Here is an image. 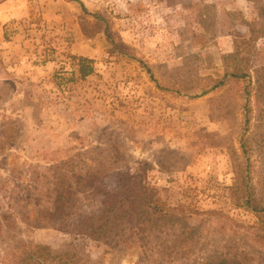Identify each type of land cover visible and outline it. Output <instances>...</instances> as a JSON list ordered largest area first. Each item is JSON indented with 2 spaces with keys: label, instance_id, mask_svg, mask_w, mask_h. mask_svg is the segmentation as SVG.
<instances>
[{
  "label": "rangeland",
  "instance_id": "1",
  "mask_svg": "<svg viewBox=\"0 0 264 264\" xmlns=\"http://www.w3.org/2000/svg\"><path fill=\"white\" fill-rule=\"evenodd\" d=\"M254 33L249 77L196 96ZM259 83L264 0H0V264L25 243L80 264H264V223L235 197L248 167L264 209ZM139 168L171 214L111 242L71 231Z\"/></svg>",
  "mask_w": 264,
  "mask_h": 264
},
{
  "label": "trees",
  "instance_id": "2",
  "mask_svg": "<svg viewBox=\"0 0 264 264\" xmlns=\"http://www.w3.org/2000/svg\"><path fill=\"white\" fill-rule=\"evenodd\" d=\"M255 33L249 38L238 41L236 53L232 63L235 65L238 59V53L241 46L250 52L249 40L254 37ZM241 43V44H240ZM241 45V46H240ZM77 58V57H75ZM79 72L81 78H86L94 72L93 60L87 57H78ZM245 60L246 64L242 63ZM242 66L235 65L233 71H227L222 79L213 80L214 82L208 89H203L196 96L206 94L209 90H214L224 83L227 79L234 78L236 81L246 80L249 77V61L239 60ZM259 89L264 94V83H259ZM264 113V110H261ZM244 147V145H243ZM245 148V147H244ZM146 165V164H144ZM248 167H236V181L238 191L236 199L240 206L252 209L264 223V209L259 206L252 193H249L250 177ZM143 168L137 169V172L127 178V181L118 190L98 193L93 203L92 211L89 214L75 216V221L71 231L85 233L94 239L111 242L125 230L134 227L136 229H145L153 220L171 214L170 209L158 204L156 201L157 188L145 180ZM182 207V216L193 214L196 211L187 205ZM61 209V200H58L56 213ZM80 258L77 253H58L53 254L46 252L42 244H24L19 253L13 258L12 262L7 264H80ZM213 260L207 259L211 264Z\"/></svg>",
  "mask_w": 264,
  "mask_h": 264
}]
</instances>
